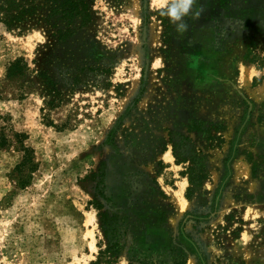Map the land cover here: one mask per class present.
I'll return each instance as SVG.
<instances>
[{
    "label": "rangeland",
    "instance_id": "374dc122",
    "mask_svg": "<svg viewBox=\"0 0 264 264\" xmlns=\"http://www.w3.org/2000/svg\"><path fill=\"white\" fill-rule=\"evenodd\" d=\"M197 2L183 34L152 0L0 22V264H264V0Z\"/></svg>",
    "mask_w": 264,
    "mask_h": 264
},
{
    "label": "trees",
    "instance_id": "16d2710c",
    "mask_svg": "<svg viewBox=\"0 0 264 264\" xmlns=\"http://www.w3.org/2000/svg\"><path fill=\"white\" fill-rule=\"evenodd\" d=\"M34 2H64L62 4V12L65 16H71L73 14L79 13L77 8L72 2H88V0H0V22L8 29L14 30L18 29L20 32L28 31L29 29L33 28L39 22L33 21V16L36 14V10L39 9L40 6L35 5ZM60 8V6H58ZM34 23V24H33ZM65 28L59 27L56 30V34L60 39H65L68 34L72 30H70V26L72 25V21H68L64 23ZM53 28H56V24L52 25ZM27 64L24 62L23 59H17L14 62L10 63L7 68V78H14L16 76L24 75L27 71ZM193 131H197L193 129ZM16 138H19V134H15ZM188 140V139H187ZM6 138L3 134H0V147L6 145ZM20 150L23 152L30 151L29 148H26L22 142L20 144ZM173 151L177 158V146L173 144ZM33 163L34 162L27 158L26 161L24 159L23 163ZM23 166V165H22ZM201 170H204L205 167L200 166ZM190 173L188 174L189 183L192 186H199L203 183L205 179V174L203 176L198 177L195 175L194 166L190 167ZM101 209V208H98ZM100 222H101V229L105 237L115 235L117 233V226H116V218L115 216L109 217L107 212H103L99 214ZM113 244H111L112 246ZM102 252L100 251L99 255L101 256Z\"/></svg>",
    "mask_w": 264,
    "mask_h": 264
},
{
    "label": "clouds",
    "instance_id": "9594fccd",
    "mask_svg": "<svg viewBox=\"0 0 264 264\" xmlns=\"http://www.w3.org/2000/svg\"><path fill=\"white\" fill-rule=\"evenodd\" d=\"M152 5L175 26L178 34L188 31V18L199 19L204 10L202 6H198L197 0H152ZM159 63L157 60L156 64Z\"/></svg>",
    "mask_w": 264,
    "mask_h": 264
},
{
    "label": "bare ground",
    "instance_id": "6f19581e",
    "mask_svg": "<svg viewBox=\"0 0 264 264\" xmlns=\"http://www.w3.org/2000/svg\"><path fill=\"white\" fill-rule=\"evenodd\" d=\"M251 74H252V71H248V70L244 69L242 76H243V78L248 79V78L250 77ZM249 79H250V78H249ZM181 189H182V187H181ZM181 194H182V193H181ZM175 197H177V193L175 194ZM178 198H179V197H178ZM179 200H180L179 203H183L182 199L179 198ZM91 220H92V218L89 220V222H90ZM91 234H92V233H89V235H91ZM90 247H91V249H92L93 251L96 249V248H95V245H94V241H91V242H90ZM190 264H192V262H191Z\"/></svg>",
    "mask_w": 264,
    "mask_h": 264
}]
</instances>
